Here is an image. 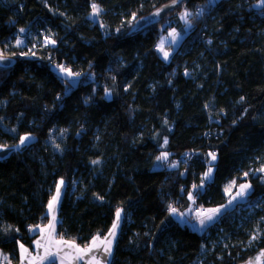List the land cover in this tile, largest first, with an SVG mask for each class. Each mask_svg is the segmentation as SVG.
<instances>
[{
  "label": "trees",
  "instance_id": "obj_1",
  "mask_svg": "<svg viewBox=\"0 0 264 264\" xmlns=\"http://www.w3.org/2000/svg\"><path fill=\"white\" fill-rule=\"evenodd\" d=\"M172 1L0 0V57L17 59L0 67V146L34 138L0 159V250L12 263L49 221L60 181L58 237L87 246L124 210L109 264H242L264 249V4L182 0L128 34ZM184 10L192 26L165 61L160 37ZM21 29L53 45L15 46ZM230 182L251 192L202 232L169 208L222 206Z\"/></svg>",
  "mask_w": 264,
  "mask_h": 264
},
{
  "label": "rangeland",
  "instance_id": "obj_2",
  "mask_svg": "<svg viewBox=\"0 0 264 264\" xmlns=\"http://www.w3.org/2000/svg\"><path fill=\"white\" fill-rule=\"evenodd\" d=\"M258 4L259 5H263L264 4V0H260ZM185 11H187V10H184L182 13H184ZM187 12H189V11H187ZM193 14H194L195 17H197L195 13H193ZM190 16L188 17L189 23H185V21L183 19H181V16H180V19H181V22H182V26L181 27L176 26V27L170 28V29L167 30V32H164L161 35L160 40H159V47L161 46V42L163 41V50L168 52V54H169L168 58L165 59V57L163 55V52L160 51L161 57L165 61H169L171 59L173 53L178 48V46L180 45L182 39L184 38L185 33L188 32L189 29L191 28L192 20H191ZM91 18L93 20L97 21L98 20V14H96V15L92 14ZM173 32L175 33V37H173L171 35ZM30 35H31L30 37H31L32 40L33 39H37V42H39V41L42 42L41 44L44 47L53 45V40L50 38V36L46 32H44L42 34L41 38L39 37L38 34H34V33H31V32H30ZM27 39H28V32L26 33L24 31V36L23 37H19L16 40V42H14L15 46H18V47H24L25 46V47H27L28 46L27 45ZM32 47H35V46L32 45L31 48ZM61 68L66 69L67 72L61 71ZM54 69L56 70V72L60 76H63V77H66L67 79H69V81L71 83H73L75 85L78 83L79 78H80L79 75L73 73L71 70H69V69H67V68H65L63 66L62 67H58L57 66V68H54ZM68 72H70L71 75H69ZM107 96L109 97L108 94H107ZM25 136H28L29 139L27 141H25V143L23 145L21 143H19L16 148L23 149L29 142H31L34 139L31 135H25ZM167 157H168V155H167ZM161 161H164V160H160V162ZM171 166H173V165H171ZM260 170L264 172V162L261 165ZM60 182H59V185H60ZM243 185H247L248 187L242 189L241 188L242 185H241L240 188L238 189L234 182H230V183L227 184V186H226V189H227L226 193L228 195L227 203H225L222 206H218V207H209L206 210V213L208 212L209 209H218L219 210L218 212L213 214V218L211 220L207 219V216L205 215L206 213L197 214V215L193 214V209H194L195 206H197L196 204H194L193 201L191 202L192 206L190 205V207L184 212H179V211H177V208H174V207H169V208H170V210L173 209V208L175 209V214H173V215L178 221H180L183 224H188L190 226V228L195 230V231L202 232L209 225H211L215 221H217L219 216L223 212H225L227 209L232 208L236 203L242 202V201H244L246 199L247 195L251 192V186H250L249 183H245ZM57 187H56L54 196H56V194H57ZM118 210L120 211V220H119V225L116 228V231L118 230V232L116 234V239H117L118 233L120 231V227H121L122 221H123V219L125 217L124 210L122 208H119ZM116 213H117V211H116ZM201 219L204 220V224L203 225H201V223H200ZM115 221H116V214H115V219H114L113 223ZM113 223H112V226H113ZM112 226L110 227V229H109V231L107 232V235H106V237L108 239H111V240H112V237L109 236V232L112 229ZM259 234H260V230L256 229L255 235L252 237V239L250 241V243H251L250 244V248H251V246L255 245L254 242H256L258 240ZM242 264H264V249H261V250L257 251L251 258H249L248 260H246Z\"/></svg>",
  "mask_w": 264,
  "mask_h": 264
},
{
  "label": "crops",
  "instance_id": "obj_3",
  "mask_svg": "<svg viewBox=\"0 0 264 264\" xmlns=\"http://www.w3.org/2000/svg\"><path fill=\"white\" fill-rule=\"evenodd\" d=\"M15 149L16 147L0 146V159L7 157L10 154V152ZM57 186H59L60 188V193H59L58 201L55 205L54 212H50L48 208L49 221L43 226H37L33 228L34 231L38 232V236L33 242L32 248H28L23 245V249L27 250L26 252H24L22 251L20 245L19 262L17 264H51L52 262H56L57 264H95V262L92 259L93 257H95L96 260L99 261V264H109L112 259L115 241H116V234L118 230L115 232V237L112 238V240L110 239L111 240L110 255L105 252V248L107 247L106 242L102 243V241L105 240L107 234L104 236H95L94 238L97 237L99 238L96 240L97 246L93 248V250L90 253L83 255L82 258H76L80 254L75 252V250L69 245L74 243L79 248H84L85 246L82 247L73 241L58 237L57 235V227L59 224L58 207L63 194L65 183L64 182L63 184L60 183V185L58 183ZM53 216L55 217L54 221H53ZM50 223H55V228L54 231L52 232L51 237H49V230H48V225ZM93 239L90 241V243L87 246L92 244ZM37 241H41L43 245L47 246L49 248V252L51 253V255H47L45 253L44 247L38 248ZM61 241H66L68 243H60ZM0 264H14V263H12L9 255L4 254L0 250Z\"/></svg>",
  "mask_w": 264,
  "mask_h": 264
},
{
  "label": "snow or ice",
  "instance_id": "obj_4",
  "mask_svg": "<svg viewBox=\"0 0 264 264\" xmlns=\"http://www.w3.org/2000/svg\"><path fill=\"white\" fill-rule=\"evenodd\" d=\"M175 2H176V0H174V3H175ZM92 8H93V15L98 14V12H99L98 6L95 5V4H93V5H92ZM157 14H158V13H157ZM201 14H202V13H201ZM190 15H191L190 12L185 11L184 13H182V15H181V19H183V20L185 21V23H189V21H188V17H189ZM21 31H23V29H21ZM171 35H172L173 37H175V33H174V32H173ZM18 43H19V42H18ZM159 50L163 52V55H164L165 59H167L169 54H168V52H166V51L163 50V41L161 42V46H160V49H159ZM61 71L67 72V70L64 69V68H61ZM68 74L71 75L70 72H68ZM28 139H29L28 136H23V137L20 138V143L23 145V144L25 143V141H27ZM165 143H167V141H165ZM209 155L212 157L213 160H215V158H216V157H215V154H213V153H209ZM157 159H159V160H166V159H167V154L165 153V154H163L162 156L158 157ZM94 163H96V162H94ZM173 167H175V165H173ZM210 172H211V169H209V173H206V176L209 175ZM60 183L63 184V181H61ZM246 187H248V186H247V185H242V186H241L242 189H243V188H246ZM226 191H227V189H226ZM59 193H60V188H59V186H58V187H57V194H56V196H54V197L52 198V200L49 202V205H48V208H49V211H50V212H54L55 205H56V203H57V201H58V198H59ZM191 198H192L191 193H189V199H191ZM171 211H172L173 214H175V209H174V208L171 209ZM218 211H219L218 209H209L208 212H207L205 215L207 216V219H208V220H211V219L213 218V214L216 213V212H218ZM54 220H55V217L53 216V221H54ZM119 220H120V211L117 210V213H116V221L113 223L112 229H111L110 232H109V236L112 237V238L115 237V232H116V228H117L118 225H119ZM200 223H201V225H203V224H204V220L201 219V220H200ZM54 228H55V223H50V224L48 225L49 237H51L52 232L54 231ZM97 239H99V238H98V237H97V238H94L93 241H92V244L89 245V246H85L84 248H79V247L76 246L74 243L70 244L69 246L72 247V248L75 250V252H77V253L80 254V255L77 256L76 258H82L83 255H86V254L90 253V252L93 250V248H95V247L97 246V245H96V240H97ZM103 242H106V244H107V247L105 248V252H106L107 254L110 255V254H111V240L108 239V238L106 237L105 240L102 241V243H103ZM53 243H54V241H53ZM60 243H68V242H66V241H61ZM37 247H38V248H39V247H44V249H45V253H46L47 255H51V253L49 252V248H48L47 246L43 245V244L41 243V241H37ZM21 249H22V251H24V252L27 251V250L23 249V245H21ZM92 259H93V261L95 262V264H99V261H97L95 257H93Z\"/></svg>",
  "mask_w": 264,
  "mask_h": 264
},
{
  "label": "water",
  "instance_id": "obj_5",
  "mask_svg": "<svg viewBox=\"0 0 264 264\" xmlns=\"http://www.w3.org/2000/svg\"><path fill=\"white\" fill-rule=\"evenodd\" d=\"M181 1L182 0H176L175 3L174 1L167 3L166 5L156 9L152 13L137 19L128 34L135 35L137 33L142 32L143 30H145L146 28L154 24H157L159 21L162 20V18L166 15L168 11L176 7ZM16 63H17L16 58L5 57V56L0 57V67L1 68H11Z\"/></svg>",
  "mask_w": 264,
  "mask_h": 264
},
{
  "label": "built area",
  "instance_id": "obj_6",
  "mask_svg": "<svg viewBox=\"0 0 264 264\" xmlns=\"http://www.w3.org/2000/svg\"><path fill=\"white\" fill-rule=\"evenodd\" d=\"M204 12V10L203 9H201V8H197L196 10H195V14H196V16L198 17V16H201L202 14L201 13H203ZM26 32V31H25ZM27 33V32H26ZM24 36V31H19V32H17L16 33V39H18L19 37H23ZM31 35H30V32H28V40H31V37H30ZM207 40V39H206ZM35 46V45H34ZM35 47H33V49H34ZM21 57H24V58H26V59H34L35 58V54L32 52V53H23V54H21ZM188 159L189 160H191L192 159V155H190L189 157H188ZM184 173H185V171H184ZM183 173V174H184ZM178 200V199H177ZM171 201H173V199H171ZM170 207H174L175 208V206L173 205V203H170ZM206 210H207V208L205 207V206H203V205H201V204H198L197 206H195L194 207V209H193V214L194 215H197V214H203V213H206Z\"/></svg>",
  "mask_w": 264,
  "mask_h": 264
}]
</instances>
